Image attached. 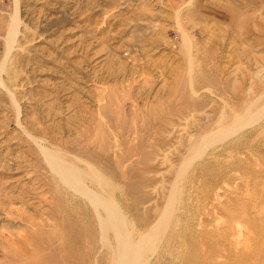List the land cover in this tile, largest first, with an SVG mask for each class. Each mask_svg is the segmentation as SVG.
Returning a JSON list of instances; mask_svg holds the SVG:
<instances>
[{
  "label": "rangeland",
  "instance_id": "1",
  "mask_svg": "<svg viewBox=\"0 0 264 264\" xmlns=\"http://www.w3.org/2000/svg\"><path fill=\"white\" fill-rule=\"evenodd\" d=\"M0 264H264V0H0Z\"/></svg>",
  "mask_w": 264,
  "mask_h": 264
},
{
  "label": "bare ground",
  "instance_id": "2",
  "mask_svg": "<svg viewBox=\"0 0 264 264\" xmlns=\"http://www.w3.org/2000/svg\"><path fill=\"white\" fill-rule=\"evenodd\" d=\"M249 118V117H248ZM208 142V141H207ZM44 150H46V149H44ZM45 152V151H44ZM47 152V151H46ZM45 152V153H46ZM52 154V153H51ZM200 154V153H199ZM54 155V154H53ZM49 158H50V161L52 162V164H53V166H54V169L56 170V172H57V174L62 178V180L63 181H65L66 182V180L68 181V182H71L72 181V179H74L75 177L74 176H72V174H71V172L70 171H68L67 169L65 170L61 165H59L58 163H57V161L56 160H54V158L52 157V156H48ZM63 160V159H62ZM75 171V170H74ZM79 172V171H78ZM79 175H80V173H79ZM79 177H81V176H79ZM77 180V179H76ZM75 184V183H74ZM77 184V183H76ZM74 185V186H77V185ZM80 185V184H79ZM81 186V185H80ZM82 187V186H81ZM83 192L86 194L85 196H87L88 198H90L91 199V201L94 203V205L96 206V207H100V206H102L103 204H102V201L99 199V197L96 195V194H93L91 191H90V189H87V188H83ZM104 203H106V202H104ZM110 205V204H109ZM108 206V205H107ZM113 208V207H112ZM114 210V209H113ZM108 216H109V219H110V221H114V215H113V213L110 211V210H108ZM108 220V219H107Z\"/></svg>",
  "mask_w": 264,
  "mask_h": 264
}]
</instances>
